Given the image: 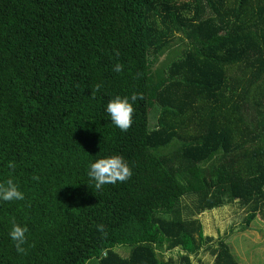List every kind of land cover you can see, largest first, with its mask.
<instances>
[{
  "label": "trees",
  "instance_id": "1",
  "mask_svg": "<svg viewBox=\"0 0 264 264\" xmlns=\"http://www.w3.org/2000/svg\"><path fill=\"white\" fill-rule=\"evenodd\" d=\"M133 93L121 131L104 109ZM116 154L132 176L96 190L89 161ZM7 179L0 264H240L228 239L264 221V0H0ZM225 207L239 226L205 235Z\"/></svg>",
  "mask_w": 264,
  "mask_h": 264
},
{
  "label": "clouds",
  "instance_id": "2",
  "mask_svg": "<svg viewBox=\"0 0 264 264\" xmlns=\"http://www.w3.org/2000/svg\"><path fill=\"white\" fill-rule=\"evenodd\" d=\"M123 65L117 63L114 66L116 72H120ZM100 84L95 85L92 92V97L95 98V91L99 90ZM138 98L137 93H133L129 98L127 96L121 97L120 95L114 96L110 99L105 106V112L111 119L114 126L121 131H126L132 124L133 117V103ZM86 174L88 181L94 186L96 190H102L107 184H116L117 182H125L132 176V169L128 162L122 155H108L100 157L94 161H89ZM24 199V193L18 188L17 184L12 179H7L0 183V201H20ZM104 226L98 225V230L103 231ZM28 228L26 225L21 226L15 221L12 222L9 237L14 242L16 251L23 253L25 251L23 245L27 237L26 233Z\"/></svg>",
  "mask_w": 264,
  "mask_h": 264
},
{
  "label": "rangeland",
  "instance_id": "3",
  "mask_svg": "<svg viewBox=\"0 0 264 264\" xmlns=\"http://www.w3.org/2000/svg\"><path fill=\"white\" fill-rule=\"evenodd\" d=\"M183 45V40L177 37L171 50L160 59L161 63H164L166 59L171 61L173 58L179 57ZM157 118L158 110L156 109L151 114L152 126L157 123ZM199 218L204 226L205 235L218 238L219 235L229 232L231 227H238L244 214L234 213L232 209L225 207L206 212ZM228 244L240 264H264V221L257 219L247 231L234 233L228 239ZM119 252L125 257L129 255V250L126 249H120ZM164 255L168 256L169 252ZM160 258L164 259V256H160Z\"/></svg>",
  "mask_w": 264,
  "mask_h": 264
}]
</instances>
